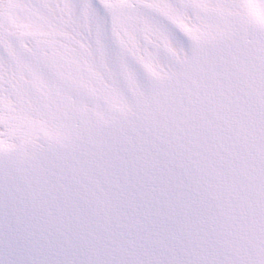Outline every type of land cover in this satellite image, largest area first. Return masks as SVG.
<instances>
[{
  "label": "snow or ice",
  "instance_id": "1",
  "mask_svg": "<svg viewBox=\"0 0 264 264\" xmlns=\"http://www.w3.org/2000/svg\"><path fill=\"white\" fill-rule=\"evenodd\" d=\"M0 264H264V0H0Z\"/></svg>",
  "mask_w": 264,
  "mask_h": 264
}]
</instances>
